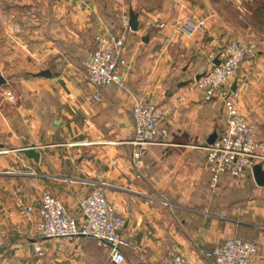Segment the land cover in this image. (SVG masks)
Segmentation results:
<instances>
[{
    "label": "crops",
    "instance_id": "1",
    "mask_svg": "<svg viewBox=\"0 0 264 264\" xmlns=\"http://www.w3.org/2000/svg\"><path fill=\"white\" fill-rule=\"evenodd\" d=\"M130 8L138 13L136 30L128 26ZM215 8L211 0H0V264H114L84 238L45 239L41 257L33 250L41 192L75 213L79 196L93 187L126 218L130 246L121 264H159L169 249L192 264H211L201 251L233 236L256 241L250 264H264V185L249 173L224 175L210 188L205 144L222 131L225 112L218 98L178 86L227 44ZM200 19V28L180 30ZM103 26L124 39L126 81L102 87L94 100L83 61ZM42 69L50 77L37 75ZM235 77L237 107L264 156V50ZM136 99L164 109L158 126L165 129L139 168L129 142ZM26 146L40 152L39 161L20 150ZM28 203L33 211L23 217Z\"/></svg>",
    "mask_w": 264,
    "mask_h": 264
},
{
    "label": "built area",
    "instance_id": "2",
    "mask_svg": "<svg viewBox=\"0 0 264 264\" xmlns=\"http://www.w3.org/2000/svg\"><path fill=\"white\" fill-rule=\"evenodd\" d=\"M86 4L89 0H83ZM203 19L197 22L186 21L181 31L190 33L200 28ZM264 44V38L259 42L235 39L227 43L220 54L219 62L213 63L216 56L209 60V67L198 78H192L185 84L186 91L199 90L204 99L218 98L225 112L224 124L220 134L212 143H206V158L204 166L210 171V188L215 189L223 174L232 178H242L251 173L253 164L264 156L258 151V140L255 127L243 115L236 104L235 91L231 84L242 62L253 56L255 49ZM127 64L124 56V39L114 35L106 26L95 37L93 47L87 52L83 61L86 78L95 90L91 93L94 100H100V89L107 85L123 86L126 81ZM243 87L248 83L243 82ZM5 94L12 99V90L6 89ZM164 114V109L157 104L144 99H136L132 106L134 131L129 142L132 144V165L139 168L150 144L165 133L159 129L158 123ZM39 199V218L33 223L31 231L38 233L39 240L33 242V250L41 257L46 247L42 241L50 238L71 240L84 238L93 240L104 248L109 259L114 264L125 260L124 248L130 246V241L124 233L126 218L105 195L103 189L93 187L77 199L75 213H70L65 204L49 191H43ZM33 205L23 204L19 214L30 217ZM258 251L256 241L246 240L239 236L225 238L209 250H202L205 258L211 264H250ZM18 250L14 251V255ZM159 264H192L183 253L169 249L162 256Z\"/></svg>",
    "mask_w": 264,
    "mask_h": 264
},
{
    "label": "rangeland",
    "instance_id": "3",
    "mask_svg": "<svg viewBox=\"0 0 264 264\" xmlns=\"http://www.w3.org/2000/svg\"><path fill=\"white\" fill-rule=\"evenodd\" d=\"M211 1L215 3L220 21L226 27L227 43L235 39L259 42L264 38V0ZM258 50H264V44L255 49L253 56Z\"/></svg>",
    "mask_w": 264,
    "mask_h": 264
},
{
    "label": "water",
    "instance_id": "4",
    "mask_svg": "<svg viewBox=\"0 0 264 264\" xmlns=\"http://www.w3.org/2000/svg\"><path fill=\"white\" fill-rule=\"evenodd\" d=\"M137 15L138 13L134 10H132V8L129 9V13H128V26L131 30H136L138 27V19H137ZM145 38L143 39H147L148 35L144 36ZM219 62V58L218 56H216L213 60V63L217 64ZM203 74V72L198 73L194 76L195 79H198L201 75ZM37 75L40 76H45V77H50V72L48 69H42L40 70ZM5 78L0 75V85L5 83ZM188 82V80H184L178 83V86L181 85H185ZM236 84H237V77H235L232 81L231 84V90L235 91L236 90ZM217 133L213 132L212 134H210L209 138L207 139V143H212L214 141V139L216 138ZM21 151H23V153H25L28 157L33 158L35 161H39V157H40V152L35 150L33 146H26V147H22L20 148ZM251 174L254 178V181L257 185L262 186L264 185V166H263V161H258L255 164H253L252 168H251Z\"/></svg>",
    "mask_w": 264,
    "mask_h": 264
},
{
    "label": "trees",
    "instance_id": "5",
    "mask_svg": "<svg viewBox=\"0 0 264 264\" xmlns=\"http://www.w3.org/2000/svg\"><path fill=\"white\" fill-rule=\"evenodd\" d=\"M228 176L229 177V175L228 174H223L222 176ZM222 176H221V178H222ZM246 177V176H245ZM221 178H220V180H219V182H218V184L217 185H219L220 184V182H221ZM232 178V177H231ZM242 178H244V177H242Z\"/></svg>",
    "mask_w": 264,
    "mask_h": 264
}]
</instances>
